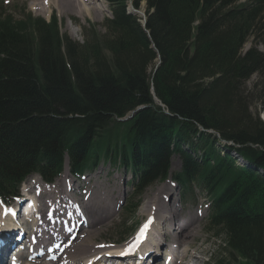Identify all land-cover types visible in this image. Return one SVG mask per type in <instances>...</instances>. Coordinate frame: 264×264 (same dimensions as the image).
<instances>
[{
    "label": "trees",
    "instance_id": "1",
    "mask_svg": "<svg viewBox=\"0 0 264 264\" xmlns=\"http://www.w3.org/2000/svg\"><path fill=\"white\" fill-rule=\"evenodd\" d=\"M108 1L104 33L82 42L56 16L0 10V194L53 182L66 158L75 177L108 163L132 174L131 217L177 156L183 197L209 198L207 233L264 264V0Z\"/></svg>",
    "mask_w": 264,
    "mask_h": 264
},
{
    "label": "bare ground",
    "instance_id": "2",
    "mask_svg": "<svg viewBox=\"0 0 264 264\" xmlns=\"http://www.w3.org/2000/svg\"><path fill=\"white\" fill-rule=\"evenodd\" d=\"M99 2L100 0H33V9L36 13L42 15H45L47 9L53 8H57L61 13L68 12L78 16L89 15L91 12L101 15L103 9ZM63 174V177L68 175L67 165ZM99 175L98 171L90 177V180L94 184L101 183ZM67 179L68 177H65L63 181L58 180V184L54 183L52 185H47L40 180L25 181L23 185L24 192L35 190L37 194L34 200L37 202L38 211L37 214H34V218H38L32 235L37 238L38 243L30 245V248L34 247L33 253L20 252L18 255L21 260L26 259L28 261L27 264H82L88 262L92 257L103 256L101 254L105 252H109L108 255H111L110 258L112 260L118 258L120 255L113 252L116 247L106 245L103 248H96L95 246L96 239L105 228L111 215H113L115 206L112 203L111 194L116 192L118 187L107 193L105 191L107 188L99 185L88 191L89 195H86V198L72 199L71 195L77 192L78 189L80 190V187H77L73 181H68ZM80 193L83 194L81 191ZM49 211L52 213L51 218L47 216L50 214L48 213ZM80 211L85 213L83 218H85L84 223L86 225L80 227L74 240L67 241L71 224L77 218V220L82 219ZM144 211L147 217L155 213L157 216L155 227L159 223L163 227L158 232V239L154 240L155 244H149L144 251L143 257L145 256L147 261L141 264H153L160 261L159 251L162 247L166 249V256L169 257L168 263L164 262L163 264H193L189 259H199L192 253L191 249L194 247L193 238L198 235V229L194 227V224L198 220L196 216L200 215V213H191L187 217L182 216L175 209L174 202L160 192L149 199L148 203L145 204ZM28 214L30 215L31 211H28ZM1 215L0 209V230L4 223ZM72 216H75V220L71 219ZM68 222H70L69 226ZM16 229L18 230L16 226L11 225L10 227L7 224L0 231V264H7L8 257L12 254L11 250H14L13 246L21 245L18 240L11 241L10 239L11 233ZM7 233H10L9 237ZM163 238H166L165 243L162 241ZM54 239L56 241L50 244V241ZM59 241L64 242V245L61 246L66 249L64 251L65 255H60L57 261H47V257L58 254L54 244ZM4 248L6 249L4 250ZM44 249L45 252H43ZM21 264L23 263L21 262Z\"/></svg>",
    "mask_w": 264,
    "mask_h": 264
},
{
    "label": "rangeland",
    "instance_id": "3",
    "mask_svg": "<svg viewBox=\"0 0 264 264\" xmlns=\"http://www.w3.org/2000/svg\"><path fill=\"white\" fill-rule=\"evenodd\" d=\"M99 3L103 9V13L101 15L91 12L89 15L85 14L84 16H78L68 12L61 13L57 8L47 9L45 15H42L36 13L33 9V0H0V4L3 6L4 11H6L8 14L14 15L15 17H19L22 11H30L33 15L42 17L46 20H50L52 16L56 15L60 20L61 32L69 36V38L74 41H84L89 31H95L99 34L104 33V21L111 16V7L107 0H100ZM128 10L132 11V7L129 6ZM145 11L146 4L142 2L140 4V9L136 14L138 16H143L145 15ZM251 44L252 41L246 43L244 50L249 49ZM257 79V76H253L248 82L247 87H252ZM255 106L256 104H254L252 108L253 114H258V117L264 122V110L260 109V105H258L257 108H255ZM66 163H68L67 160ZM179 168L180 160L176 156L172 160V173L179 170ZM98 171L100 174L99 181H101V183L94 184L93 181L90 180V177L95 175V173ZM63 173L54 181V183L58 184V180L63 181V178L68 177V181H73L77 187H80V190L78 189L77 192L71 195L72 199H78L79 197L86 198V195H89L88 191H90L92 188L98 187L99 185L106 187L107 189H105V191L107 193L118 187V190L116 192H112L111 194V200L115 206L113 215H111L110 220L107 221L105 228L96 239V248H100L103 244H105L104 246L108 244H115L114 246H116V243L122 242L124 244L126 240H130L135 227L144 222L147 217L146 212L144 211L145 204L148 203L149 199L153 198L157 193L160 192L166 198L174 202L175 209L182 216L187 217L191 213H200V215L196 216L198 217V220L194 224V227L198 229V235L197 237L193 238L194 247L191 249L192 253L199 259H189L193 264H219L218 261L221 259H225L224 264H226L228 260L231 262V264H253L238 255H229L226 248L222 244L221 239L215 238L207 233L206 224L208 219V198L205 193L199 190L196 191V194L192 198L184 200L181 196L179 186L175 185L171 178H168L164 182H157L146 189L144 195L141 197V204L137 212L128 219L125 227H122L126 220L125 207L128 205L130 193L133 192L131 187L132 176L130 173H127V171L122 167L117 169L106 163L100 164V167L97 170L88 172L83 179H74L69 173V168L67 176L63 177ZM28 180L38 181L41 180V178L37 175H32L25 181L27 182ZM80 191L83 192V194H81ZM23 193L24 190L22 186L19 195H22ZM31 193L36 195L35 190H32ZM8 201H10L12 204L17 203V200L15 199H8ZM154 216L157 218L155 213ZM28 227H32L31 224ZM161 227H163V225L160 223L157 224L154 229V233L157 234V232L161 231ZM121 230H126V232L120 235ZM123 238L125 240L121 241ZM54 241L56 240H52L50 244L54 243ZM152 241L153 239L151 242ZM162 241L165 243L166 238H163ZM163 251L165 252L166 250ZM27 263V260H23V264Z\"/></svg>",
    "mask_w": 264,
    "mask_h": 264
}]
</instances>
